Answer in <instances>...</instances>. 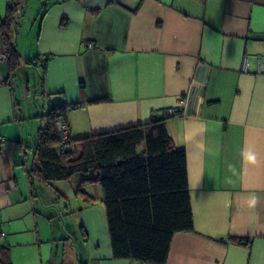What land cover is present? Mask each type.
Wrapping results in <instances>:
<instances>
[{
  "label": "crops",
  "instance_id": "1",
  "mask_svg": "<svg viewBox=\"0 0 264 264\" xmlns=\"http://www.w3.org/2000/svg\"><path fill=\"white\" fill-rule=\"evenodd\" d=\"M18 3L20 14L27 0ZM50 3L36 0L27 48L13 31V66L0 29V264H148L113 257L92 171L40 175L36 146L52 104L67 108L76 155L81 137L164 119L185 154L193 215L165 264H264V0ZM9 4L0 0V22ZM28 68L39 82L24 103L17 91L29 97L30 82L17 85V73Z\"/></svg>",
  "mask_w": 264,
  "mask_h": 264
},
{
  "label": "trees",
  "instance_id": "2",
  "mask_svg": "<svg viewBox=\"0 0 264 264\" xmlns=\"http://www.w3.org/2000/svg\"><path fill=\"white\" fill-rule=\"evenodd\" d=\"M46 1L51 5L67 0ZM10 3L0 29L13 66L18 52L11 38L21 13L18 0ZM66 110L63 104H52L45 115L36 146L40 175L50 181L92 171L89 180L103 193L113 257L165 264L173 234L191 231L193 215L185 154L173 145L164 119L81 137L76 155L75 150L56 148L57 121L66 122Z\"/></svg>",
  "mask_w": 264,
  "mask_h": 264
},
{
  "label": "rangeland",
  "instance_id": "3",
  "mask_svg": "<svg viewBox=\"0 0 264 264\" xmlns=\"http://www.w3.org/2000/svg\"><path fill=\"white\" fill-rule=\"evenodd\" d=\"M35 4H36V0H27V3L23 6L22 10L23 12L21 13V16L19 18L20 21V25L17 27L16 29V33L15 36L18 40L19 43V47L22 48H27L28 45L30 44V42L32 41V38L34 36V32H35V28L38 24V16H37V10L35 9ZM5 10L6 8L3 7L2 8V14L4 18L5 16ZM36 21L35 26L33 27V33L31 35H29V37L27 36L29 28L31 26V24H33V22ZM38 73L39 71L35 68L33 69H25V70H20L17 73V85H19L21 81H25V80H29V88H30V96L28 97V95H26L25 97H22L20 99V93H22V87L20 84L18 95H19V101L22 100L24 103H26L28 100L31 101L35 98L34 94L37 91H34L37 87H38ZM38 96V95H37ZM40 98V97H39ZM73 142V141H72ZM62 223V222H61ZM72 223H74L73 221H68L66 222L67 227L72 226ZM76 229L78 232L74 233L73 231L70 232V238L72 239L73 243H74V247L77 245V243L79 244L82 240V232H80V228L79 226H76ZM75 231V230H74ZM71 254V256L74 257V251H71L70 249L66 248L65 249V255H69Z\"/></svg>",
  "mask_w": 264,
  "mask_h": 264
},
{
  "label": "built area",
  "instance_id": "4",
  "mask_svg": "<svg viewBox=\"0 0 264 264\" xmlns=\"http://www.w3.org/2000/svg\"><path fill=\"white\" fill-rule=\"evenodd\" d=\"M0 56V60H1ZM44 64V61H42ZM248 66L249 62L247 58H244L243 64L241 67L242 72H247L248 71ZM264 72V59L261 57H257L256 59V73H261ZM182 111L180 108L177 109H171L169 110V114L172 116H178L181 115ZM57 128L59 130V135H60V141H59V151L64 152L66 150H74L75 149V144L71 140V132L70 129L65 121H63L62 118H60L57 121ZM4 142V137L0 135V146L3 145ZM6 234L3 230L0 229V241L5 238Z\"/></svg>",
  "mask_w": 264,
  "mask_h": 264
},
{
  "label": "clouds",
  "instance_id": "5",
  "mask_svg": "<svg viewBox=\"0 0 264 264\" xmlns=\"http://www.w3.org/2000/svg\"><path fill=\"white\" fill-rule=\"evenodd\" d=\"M250 159H254V157H250Z\"/></svg>",
  "mask_w": 264,
  "mask_h": 264
}]
</instances>
